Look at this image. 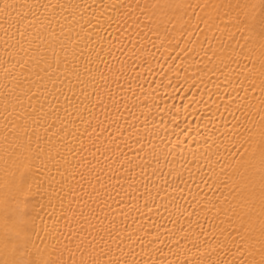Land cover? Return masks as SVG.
I'll return each mask as SVG.
<instances>
[{
	"label": "bare ground",
	"instance_id": "1",
	"mask_svg": "<svg viewBox=\"0 0 264 264\" xmlns=\"http://www.w3.org/2000/svg\"><path fill=\"white\" fill-rule=\"evenodd\" d=\"M0 264H264V0H0Z\"/></svg>",
	"mask_w": 264,
	"mask_h": 264
}]
</instances>
